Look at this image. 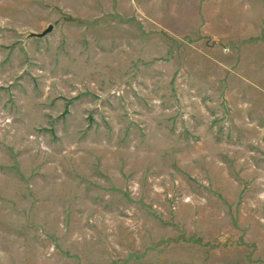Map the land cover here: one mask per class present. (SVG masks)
<instances>
[{"label":"rangeland","instance_id":"374dc122","mask_svg":"<svg viewBox=\"0 0 264 264\" xmlns=\"http://www.w3.org/2000/svg\"><path fill=\"white\" fill-rule=\"evenodd\" d=\"M0 264H264V0H0Z\"/></svg>","mask_w":264,"mask_h":264},{"label":"water","instance_id":"95a60500","mask_svg":"<svg viewBox=\"0 0 264 264\" xmlns=\"http://www.w3.org/2000/svg\"><path fill=\"white\" fill-rule=\"evenodd\" d=\"M53 29V25H50L47 29H45L42 33H33L36 34L38 36H44L46 35L48 32H50Z\"/></svg>","mask_w":264,"mask_h":264}]
</instances>
